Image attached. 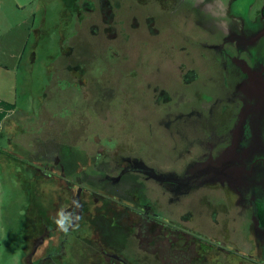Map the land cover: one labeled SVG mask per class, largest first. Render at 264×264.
<instances>
[{
    "label": "rangeland",
    "instance_id": "obj_1",
    "mask_svg": "<svg viewBox=\"0 0 264 264\" xmlns=\"http://www.w3.org/2000/svg\"><path fill=\"white\" fill-rule=\"evenodd\" d=\"M1 5L24 59L0 264H163L144 214L168 225L149 246L170 227L195 241L189 264H264V0Z\"/></svg>",
    "mask_w": 264,
    "mask_h": 264
},
{
    "label": "crops",
    "instance_id": "obj_2",
    "mask_svg": "<svg viewBox=\"0 0 264 264\" xmlns=\"http://www.w3.org/2000/svg\"><path fill=\"white\" fill-rule=\"evenodd\" d=\"M1 2H4V0H0V140L3 133H10V122L17 113L15 103V94L17 93L15 85L16 72L24 59V54L18 55L15 47L11 46V37L9 38L11 31L13 32L15 28L14 23H12L15 20L14 12L8 14L4 11L2 13ZM12 6L13 10H22L19 5L12 4ZM30 17L33 18L32 15ZM22 40H24V35Z\"/></svg>",
    "mask_w": 264,
    "mask_h": 264
},
{
    "label": "trees",
    "instance_id": "obj_3",
    "mask_svg": "<svg viewBox=\"0 0 264 264\" xmlns=\"http://www.w3.org/2000/svg\"><path fill=\"white\" fill-rule=\"evenodd\" d=\"M264 13V11H263ZM255 204V215L256 218L259 222V226L257 227V230H264V209H261L260 205ZM161 228L163 227H168V225H165L163 222V219L161 217H156V216H150L148 214L142 215L140 222L138 223V237L140 241V246L143 249H153L155 250L154 252H159L161 255V260L163 264H188L192 261L193 258L196 257L197 255V250L196 246L194 245L195 241L188 240V237L185 233H182L179 231L177 228H169L166 231V239L163 241H155V244L158 245H151L149 246L148 243L146 242V239L150 237L149 234V227L151 225H157ZM182 234H178V233ZM261 237V236H260ZM195 238V237H194ZM181 240L184 241L185 246L184 249L177 248L176 244L178 242H182ZM187 247V248H186Z\"/></svg>",
    "mask_w": 264,
    "mask_h": 264
},
{
    "label": "flooded vegetation",
    "instance_id": "obj_4",
    "mask_svg": "<svg viewBox=\"0 0 264 264\" xmlns=\"http://www.w3.org/2000/svg\"><path fill=\"white\" fill-rule=\"evenodd\" d=\"M263 11H264V6H263L262 11H261V13H262V15H263V17H264V13H263ZM263 69H264V68H263ZM73 210H74V208H72V209L70 210V214L73 213ZM72 222H73V224L75 223L74 220H73ZM73 226H74V225H73ZM109 256H111L110 258L115 257L116 259H119V260L123 261V259H121L120 256H118L117 254H109V253H107V255L105 254V258H106V260H107V257H109ZM196 257H197V255H196ZM196 257L193 258L191 262H194V260L196 259ZM110 258H109V259H110ZM112 259H113V258H112ZM191 262H190V263H191ZM188 264H189V263H188Z\"/></svg>",
    "mask_w": 264,
    "mask_h": 264
}]
</instances>
